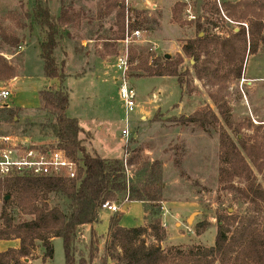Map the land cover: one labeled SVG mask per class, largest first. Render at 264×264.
<instances>
[{"label": "rangeland", "instance_id": "obj_1", "mask_svg": "<svg viewBox=\"0 0 264 264\" xmlns=\"http://www.w3.org/2000/svg\"><path fill=\"white\" fill-rule=\"evenodd\" d=\"M113 1L115 0H41L54 19L59 20L64 9L69 11L73 19L69 23L59 24L60 35L55 50L58 63H62V59L66 57L65 72L83 70V59L80 60L81 63L78 62L73 51L80 57L92 59L102 56L111 62L107 70L91 72L87 69L83 75L67 78L65 87L70 94L69 115L79 117L84 125L89 126L93 134L92 144L99 149L100 154L119 156L122 153L120 145L125 143L124 149L129 145V152L125 149L122 157L129 159L139 155V160L130 167L131 175L139 174L135 179L137 184L146 179V168H149L151 162H161L162 201L175 200L183 202L184 206L190 205L187 209L180 205H170L173 213L184 224L181 230L172 227L173 242L165 240L162 243L164 250L168 251L175 245L213 246L218 231V219L224 215L238 218L255 215L264 221V206L261 212H254L252 205L230 189V184L220 182L219 177L220 141L223 133L229 135L238 145L239 138L248 145L258 144L259 149L256 151L262 150L264 146V28L257 53L250 54L248 50L246 52L240 78L232 75L230 79L224 80L226 66L220 68L217 77L207 71L206 76L198 78L194 67L195 60L183 52L185 43L199 32L201 35L225 39L232 32L244 27L250 39L251 21L260 18L264 23V0H240L237 14L234 12L233 16L230 14H233L234 9L226 7L227 3L234 4L233 1L191 0L190 11L186 4L181 14L182 22L185 23L183 26L173 19L170 22L171 8L173 13L172 4L175 0H153L160 3L163 9L151 8L146 0H120L125 9L124 32L121 38H117L121 34L118 30V10L112 6ZM36 2L37 0H0V55L7 59L15 71L17 69L20 77L14 82H11L12 78L0 79L13 91L10 101L17 96L19 102L35 104L39 91L48 84L44 80V61L41 57V43L46 38L47 29L36 22ZM131 9L143 11V15H148L152 21L143 27H132L136 19ZM191 14L196 18L190 19ZM199 19L200 25L197 26L196 21ZM242 23H246L247 27ZM128 26L130 33L140 29L142 35L131 40L127 50L124 39ZM16 51L18 52L12 59L14 66L9 59ZM126 51L129 58L133 54L137 55L138 59L132 63L134 67L139 63L140 53L149 55L151 63L155 57H164L166 54H170L174 60L180 55L183 56L184 60L179 66L184 73L182 84L174 76H129L127 80L137 93V106L127 113L119 90L122 83L118 79L121 78V70L117 67L118 58ZM218 62L219 59L216 58L211 68L213 72ZM199 66L202 67L201 63ZM134 71L135 69L130 68V72ZM214 99H217V103ZM141 110L150 113L141 118ZM208 110L215 112L217 122L212 121L205 126L189 122V118L196 112ZM38 114L37 109H25L18 122L6 121L0 117V134H25L38 142L53 141V134L45 135L41 132V117ZM28 120L31 125L27 123ZM125 128L131 133L129 142L122 137V130ZM102 144L105 147L103 151L99 147ZM87 150L91 152L88 148ZM248 161L258 182L264 185L263 173L250 159ZM233 184L244 187L246 182L235 178ZM2 202L0 197V212ZM50 203L64 204L65 200L51 196ZM158 205L161 207V202ZM152 211L148 210L150 220L160 217H152ZM193 212L194 218L188 222ZM18 217L29 218L25 215ZM128 217L131 219L130 215ZM104 225L101 215V230ZM199 225L204 227L201 235L196 233ZM237 225L236 222L231 227L232 230ZM163 227L166 231L164 225ZM84 235L91 236V228L83 227L79 231L75 243L77 260L80 259L79 255L88 257L90 236ZM146 240L148 243L153 242L149 235ZM2 244L0 250L4 251L7 246L19 247L20 240L13 239ZM53 245L54 257L47 264H66L63 239L55 237ZM40 247L39 242L31 261L27 260L29 264H41L43 249ZM104 247L105 243L101 240V252L96 257L95 264L105 262ZM105 264L119 262L111 258ZM215 264L222 263L217 261Z\"/></svg>", "mask_w": 264, "mask_h": 264}, {"label": "trees", "instance_id": "obj_2", "mask_svg": "<svg viewBox=\"0 0 264 264\" xmlns=\"http://www.w3.org/2000/svg\"><path fill=\"white\" fill-rule=\"evenodd\" d=\"M64 0H62L63 2ZM238 3H227L226 7L234 9L237 14ZM112 6L118 10V30L121 38L124 32L125 9L120 0H115ZM186 6L184 2H177L173 8L172 19L182 23L181 14ZM136 21L132 27H143L152 20L143 11L131 9ZM36 22L47 29L46 38L41 43V57L44 61L45 76L64 80L66 77L65 63L56 60L55 50L60 35L59 24L69 23L72 19L69 11L64 9L59 20L54 19L44 7L41 0L35 6ZM154 21V20H153ZM157 22V21H154ZM200 25V19L196 21ZM263 21L259 18L251 21L249 30L250 39L244 27L232 32L227 38L209 37L197 33L183 46L184 54L195 60V71L198 78L206 76V72L217 77L220 68L226 66L224 80L240 78L246 52L257 53L259 42L262 39ZM17 44L18 42L15 41ZM13 42V45L15 46ZM204 56V57H203ZM139 63L134 67L133 62L138 59L136 54L130 58V68L135 69L128 75L139 76H174L182 84V73L179 69L184 57L176 60L170 54L164 57H155L150 62L149 55L139 54ZM218 58L217 68L212 64ZM201 63V66L199 64ZM139 70V71H137ZM16 76V71L7 59L0 55V79H10ZM41 106L37 109L41 117V132L45 135L51 133L68 155L82 163L80 175L76 179L60 177H40L33 175H16L0 179V197L3 200L0 212V241L19 239V247H10L0 250V264H29L35 250L40 246L44 249L42 262L45 264L54 257L53 238L61 237L64 241L66 264H95L102 237L94 226L101 221L102 204L106 201L124 203L128 201H143L148 203L146 221L142 226L124 227L121 225L122 214L114 213L109 221V230L105 240L103 254L105 264L108 259L114 258L119 264H264V221L259 217L247 215L243 217L221 216L218 219V231L215 244L211 247L203 245L173 246L164 250L162 243L167 239V232L162 224L161 162L155 160L146 168V179L136 183L139 174L130 175V167L140 157L104 158L89 152L81 138L84 128L78 119L68 116L67 109L70 95L65 89H43L39 92ZM217 103V99H214ZM219 106V105H218ZM23 108H2L0 117L6 121L18 122ZM224 116L227 117L226 112ZM17 117L18 119H15ZM218 117L212 110L196 112L189 118V122L205 126L212 121L217 122ZM27 123H32L28 120ZM26 131V129H25ZM264 138V134H263ZM259 145H248L239 138V145L229 135L223 133L220 141V182L230 184V189L236 191L245 202H249L261 212L264 206V185L250 166V162L263 173L264 177V146L256 151ZM129 152V145H127ZM235 178L246 182L244 187L233 184ZM136 181V182H135ZM140 184V185H139ZM10 195L9 200L5 197ZM51 196L65 200L64 204L50 203ZM63 205V206H62ZM158 209V210H157ZM18 215L29 218L20 219ZM238 223L232 230V226ZM90 225L91 239L89 242L88 257L80 256L77 260L76 239L81 228ZM203 225L197 226L196 233H203ZM153 238L148 243L146 236ZM173 250H175L173 252Z\"/></svg>", "mask_w": 264, "mask_h": 264}, {"label": "built area", "instance_id": "obj_3", "mask_svg": "<svg viewBox=\"0 0 264 264\" xmlns=\"http://www.w3.org/2000/svg\"><path fill=\"white\" fill-rule=\"evenodd\" d=\"M149 6L151 8L157 7L156 4H149ZM189 18L195 19L196 16L191 14ZM242 25L247 27L246 23H242ZM129 27L124 39L127 50L130 41L142 35L140 29L130 33ZM153 48L155 49V47ZM117 67L121 70V78H118L122 80L119 89L120 95L125 102L126 112L129 113L137 106V93L127 80L130 72L128 51L118 58ZM12 94L11 87L0 80V109L11 107ZM130 135L131 133L127 128L122 130V137L128 142ZM82 166L80 161L72 159L58 145L55 138L50 142H38L25 134H0V179L16 175L76 179L80 175ZM102 210L112 213L120 212V203L106 201L102 204Z\"/></svg>", "mask_w": 264, "mask_h": 264}, {"label": "crops", "instance_id": "obj_4", "mask_svg": "<svg viewBox=\"0 0 264 264\" xmlns=\"http://www.w3.org/2000/svg\"><path fill=\"white\" fill-rule=\"evenodd\" d=\"M190 1L191 0H175L173 2V4H172V7H174V5L177 2H184V3H186L188 5L189 9H191L192 8V4H191ZM230 1H233L234 4H235L236 2L238 3L240 0H230ZM146 2L148 3V5L149 4H156L157 8L161 7L163 9V7L157 1L146 0ZM171 21H172V8H171V15H170V22ZM18 51L12 53V55H11L12 58L9 59V60L12 61L13 56ZM70 52H72V51H70ZM75 53L76 52L73 51V54L77 58L78 62H80V60L83 59V62H82L83 70H81V71L78 70V71H73V72H69V70H67L65 72L66 73V77H65V79L63 81L60 80V79H58V78H50V77L45 76V79L44 80H45L46 83L48 82V84L45 85L43 87V89H49V90H51V89H55V90L65 89L68 92V88L65 87V81L70 76H76L77 77L79 75H83V74L86 73L87 69H90L91 72H95V71L101 70V69L107 70L109 68V66L111 65V62L108 61L107 59H105L102 56H95L92 59H90L88 57H83V56L80 57V56L76 55ZM62 60L63 61L60 64L65 63V68H66V62H67V61H65L66 60V57H64ZM11 61H10V63L14 65L13 61L12 62ZM84 63H85V66H87L88 68H86L84 66ZM19 78L20 77H19L18 71L16 69V76L11 79V82H14V81L18 80ZM116 80H117V78H116ZM154 96H156V94H154ZM40 106H41V100H40V96L38 94L37 97H36V103L35 104H33L32 102H19V100H18V98L16 96V97L12 98V100H11V107L10 108L21 107L24 110L25 109L26 110H32V109L34 110V109H38ZM69 107H70V104H69ZM69 107L67 109L68 116H70L69 115V111H68L69 110ZM141 112H142L141 118H145L146 117V114L150 113L149 111H146V110H141ZM70 117H72V116H70ZM73 118L78 119L79 122H80V125L84 128V132L81 133V138L84 139L85 146L92 152V154H96V155H99V156L104 157V158H121L122 156H124V154H125L124 153V150H125L124 149V144L125 143H122L120 145L122 147V153L119 156L118 155H116V156H110V155L100 154L99 149H97L92 144L93 134H92L91 130L89 129V126H87V124L84 125L82 123V120H80L79 117H73ZM100 128H102V126H100ZM134 136L136 137V134ZM112 145L114 146V143H112ZM99 147H100V150L101 151H103V148H105L103 144L100 145ZM108 150H110V149H108ZM146 153H148V152L146 151ZM170 205H172L173 207H175V205H180V206L185 207L186 209H187V207L190 208V205L184 206L185 204L183 202H181V201H175V200H170L168 202L167 201H162L161 202V207L160 208H161L162 223L165 226L166 231H167V234H168L167 235L166 242L172 243L173 242V240H172L173 235H171V234L174 232V229L172 227L175 226V228L177 230H181V228H182V226H183L184 223L173 213V209L170 207ZM147 206H148V203H145L143 201H128V202L120 203V207H121L120 214H122V217H123L122 222H121V225L124 226V227H128V228L144 225L147 222L146 221V215L148 214V212L146 211V208H148ZM101 215H102L103 223H105L104 227L101 230L100 223H98V224H96L94 226V228L97 230L98 234L102 237L101 240L105 243V240L107 238V233H108V230H109V221H110V218L113 215V213L112 212L105 213V211L102 210L101 211ZM129 215H130V217H131L132 220L128 217ZM86 228H92V227L90 225H87V226H85V229ZM84 236H88V235H84ZM90 239H91V236H90ZM53 240H54V238H53ZM9 241H12V240H1L0 241V247L3 245L2 243H8ZM8 248H10V247L7 246L3 250H6ZM40 249L42 250L43 248L40 247ZM41 253H44V249H43V251H41ZM41 260H42V258H41ZM50 261H47L45 264L49 263ZM40 263L42 264L43 262L41 261Z\"/></svg>", "mask_w": 264, "mask_h": 264}, {"label": "water", "instance_id": "obj_5", "mask_svg": "<svg viewBox=\"0 0 264 264\" xmlns=\"http://www.w3.org/2000/svg\"><path fill=\"white\" fill-rule=\"evenodd\" d=\"M9 199H10V195H7V196L5 197V200L7 201V200H9ZM194 215H195V213H193V214L189 217L188 222H190V221L194 218Z\"/></svg>", "mask_w": 264, "mask_h": 264}]
</instances>
